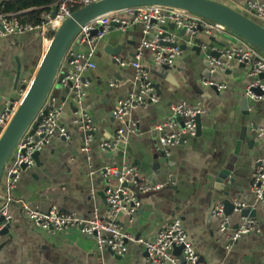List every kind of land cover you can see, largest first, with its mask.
I'll return each instance as SVG.
<instances>
[{
  "label": "crops",
  "instance_id": "crops-1",
  "mask_svg": "<svg viewBox=\"0 0 264 264\" xmlns=\"http://www.w3.org/2000/svg\"><path fill=\"white\" fill-rule=\"evenodd\" d=\"M216 1L254 18L247 10L249 0ZM255 20L264 26V20ZM127 21L124 29L112 26L96 41L95 67L87 68L82 74L86 85L81 105L93 124L89 151L81 149L83 130L70 122L74 114L71 92L54 80L49 94L63 102L59 122L69 137L53 138L45 144L40 151V164L23 168L15 187L8 190L11 219L8 231L0 234V264H144L147 252L140 243L128 241L127 250L115 254L110 248H99L94 238L78 227L47 231L34 225L23 212L25 203L41 211L56 208L83 218L97 214L102 220H109L105 190L108 185L115 186L116 181L104 176L102 169L112 162L136 165L141 182L164 184L158 189L137 192L141 205L136 212L133 215L121 212L117 216L124 231L136 238H151L170 220L179 218L188 240L206 264H264V206L256 201L252 187L258 159L264 156V141L255 130L264 125V101L245 95L247 65L233 61L227 69L210 72L205 61L208 49H224L246 41L228 30L212 35L199 30L191 42L186 41L188 34L171 32L182 49L179 60L172 66H158L152 51L144 49L141 63L156 84L158 101L131 109L123 124L134 126L124 132L125 140L109 157L99 143L111 138L119 125L113 116L116 101L136 90L140 82L130 62L145 36L144 24ZM28 36L33 41L30 46L24 42ZM210 36L224 45L217 44ZM37 43L42 44L32 33L0 38V110L7 99L19 96V88L31 69L28 49ZM42 46L44 53L45 43ZM198 46L200 49L196 50ZM70 69V66L61 68L60 75ZM209 77L224 82L226 87L204 86L203 79ZM244 97L246 106L242 103ZM180 101L203 109L197 116L200 130L195 135L181 134L165 154L155 126L170 119L171 106ZM173 120L169 129L179 131L183 127L182 118L176 116ZM221 172L225 175L218 181ZM7 189V178L2 174L0 203ZM225 199L243 203L249 210L248 217L254 221L251 231L237 240L230 237L243 218L241 212L213 213V208L220 203L224 205ZM224 217L227 224L222 229ZM172 252L182 262L180 251L173 248Z\"/></svg>",
  "mask_w": 264,
  "mask_h": 264
},
{
  "label": "built area",
  "instance_id": "built-area-1",
  "mask_svg": "<svg viewBox=\"0 0 264 264\" xmlns=\"http://www.w3.org/2000/svg\"><path fill=\"white\" fill-rule=\"evenodd\" d=\"M7 1L0 0V38L21 33H37L42 44H44V42L51 39L50 34H53L63 21L71 15L73 5L82 6L95 0H50L45 5V9L39 13L37 22L23 21L19 17V13H22L21 11L7 10ZM246 4L247 10L252 13L255 19L264 20V2L249 0ZM27 10L30 9L24 11ZM123 14L129 16V18L121 17ZM112 20L117 22L116 27L118 29H124L127 20V23L131 20L140 21L144 24L143 31L145 36L141 39L134 59L130 62L137 78L140 80L139 85L136 90L129 92L125 97L116 101L113 116L119 122V125L111 138L103 139L99 143L104 153L116 152L119 149V143L125 140L124 132L132 130L131 127L134 124L127 126L123 124V120L133 107L145 105L147 102L158 101L149 73L141 63L142 51L150 49L154 63L158 66H172L179 60L182 49L173 40L171 32H178L179 29L184 28L185 34L189 35L186 41L191 42L193 36L199 30L209 35H212L213 32L223 33L224 30H227L223 25L205 17L183 9L161 5L127 7L119 11L100 15L82 25L74 41H78L76 43L79 47L84 45L85 49L78 48L73 54L71 47H69L64 55V60H67L72 55L68 60V67L70 66L71 69L60 75L59 70L63 68L62 62L54 80L57 79L62 86L68 89V92H71L70 97L76 109L73 111L74 114L70 122L85 132L81 147L83 151H89L93 124L90 115L85 112L84 107L81 105L83 88L86 85L83 83L82 74L87 68L95 67V62L93 61L94 45L96 41L108 33L112 27L110 24ZM169 23H173L177 30L171 31L167 28L166 26ZM162 26L166 27V29L162 28ZM154 29L157 30L154 31ZM219 51L220 56L218 58L207 57L208 71L227 69L233 61L247 65L245 95L252 99L264 101V55L260 54L258 50L247 42L233 43L227 48L219 49ZM30 81L19 88L18 97L9 98L4 102L0 110V136L17 110ZM202 84L217 89L226 87L224 82H219L210 77L204 78ZM255 90L260 91V93ZM49 92L36 114V116L40 115L41 117L35 129L30 132L31 125L28 126L14 147L11 157L13 160L10 159L4 166L3 174L7 178L8 189L7 193L2 196L3 199L0 203V214L4 217L2 223H0V229L5 222H10L9 202L11 195H9L8 190L15 187L20 171L23 169V164H26V168L33 166L34 152L40 151L51 139L56 138L58 140L69 137L67 129L59 122L63 111V102L56 100ZM46 104H48L47 111L42 113V109ZM201 112H203L201 107L191 106L185 101H180L171 106V115L169 117L171 120L161 121L155 126L160 132L158 142L165 154L168 152V147L177 141L181 134H196V117ZM176 116L182 118L183 127L179 131L169 129L174 124L173 119ZM255 130L258 136L264 135V125L257 127ZM102 172L104 176L112 177L116 181L115 186L108 185L105 190L109 220H102L97 214H93L89 218H83L75 213L63 212L56 208L41 211L25 203L22 206L23 212L34 225L47 231H65L78 227L82 233L92 236L99 248L107 247L118 254H122L127 250L126 243L128 241L140 243L147 252V259L144 264H206L188 240L187 233L179 218L170 220L164 228H161L151 238H135L132 234L124 231L118 224L117 216L121 212L133 215L140 207L141 198L137 195V192L144 193L161 188L164 185L162 182H141L138 177L137 166L128 162L106 164ZM124 183L127 185L124 186ZM252 187L256 201L264 206V156L258 159L256 170L253 173ZM232 203L235 211L239 212L244 208L243 203L239 200H235ZM213 213L216 215L226 214L224 205L221 203L217 204L213 208ZM242 217L241 222L232 232L230 237L232 240H237L249 233L253 227L254 221L250 217ZM226 224L227 219L224 217L221 221V228L223 229ZM174 246H182V263L178 261L177 256L172 254L171 250Z\"/></svg>",
  "mask_w": 264,
  "mask_h": 264
},
{
  "label": "water",
  "instance_id": "water-1",
  "mask_svg": "<svg viewBox=\"0 0 264 264\" xmlns=\"http://www.w3.org/2000/svg\"><path fill=\"white\" fill-rule=\"evenodd\" d=\"M142 5H161L164 7L183 9L196 15L205 17L211 21L223 25L232 33L239 35L242 40L246 41L264 53V26L247 14L216 0H95L88 4L82 5L75 9L71 15L63 21L58 29L53 32L50 39L51 41L46 51L40 58V61L31 78L30 84L22 96L17 110L0 136V178L3 174V168L6 161L10 157L15 145L24 131L28 128V126L31 125L30 132H33L37 123L39 122L41 116H36V114L42 106L48 92L50 91L61 63L63 62L62 66L64 68L68 67V60L72 55H70L67 60H64L66 51L69 49V47H71L73 54L78 50V44H72V42L74 41V38L80 27L100 15L119 11L127 7ZM121 17L127 19L129 18V16L126 14H123ZM110 24L111 26H116L117 22L112 20ZM166 27L171 31L177 30L173 23L167 24ZM166 27L162 26L164 29H166ZM185 33L186 31L184 28L178 30V34L180 35H184ZM35 34L38 36L37 33ZM210 37L212 40L216 41L214 37ZM216 43L221 46L224 45L219 41H216ZM71 44L72 46H70ZM182 47L185 48L186 46L182 45ZM195 49L199 50L200 47L198 46ZM206 54L209 57L218 58L220 56V51L212 48L206 50ZM205 61L208 64V58ZM162 73L161 75L164 77L165 74ZM18 76L19 72L16 74V82ZM153 85L156 88V84L153 83ZM65 89L68 91L67 88ZM255 91L260 93L258 90ZM246 102L247 99L244 97L242 101L244 106H246ZM72 107L73 110L76 109L75 106ZM47 108L48 104L43 107L42 113H45ZM196 122V133H199L200 127L198 124V117H196ZM84 135L85 132H83L82 137ZM241 138H243V134L241 135ZM260 138L264 141V135L260 136ZM105 155L111 157L113 156V153L105 152ZM39 156L40 151L34 152L33 157L35 159V165L40 164ZM22 167L26 168V164H23ZM224 175L225 174L221 172L218 176V181H221ZM123 185L125 186L127 184L124 183ZM223 203L224 212L226 214L233 211L234 205L229 199H225ZM240 212L243 216L249 215V210L247 208H242ZM3 219V215L0 214V223H2ZM9 225V221L5 222L3 227L0 229V234L7 232ZM181 248V246L175 247V252H179ZM109 250L112 251L111 249Z\"/></svg>",
  "mask_w": 264,
  "mask_h": 264
},
{
  "label": "trees",
  "instance_id": "trees-1",
  "mask_svg": "<svg viewBox=\"0 0 264 264\" xmlns=\"http://www.w3.org/2000/svg\"><path fill=\"white\" fill-rule=\"evenodd\" d=\"M50 0H9L7 2V10L21 11L19 17L23 21L37 22L39 20V13L45 9V5ZM80 7L79 5H73L72 11ZM26 9H30L24 11ZM52 33L50 34V37Z\"/></svg>",
  "mask_w": 264,
  "mask_h": 264
},
{
  "label": "rangeland",
  "instance_id": "rangeland-1",
  "mask_svg": "<svg viewBox=\"0 0 264 264\" xmlns=\"http://www.w3.org/2000/svg\"><path fill=\"white\" fill-rule=\"evenodd\" d=\"M229 31V29H227ZM240 39H242L239 35H237ZM24 42L27 45H31L32 44V40L31 38L28 36V39L24 40ZM40 42V41H39ZM260 54L264 55L263 52H261L260 50H258ZM43 53V46L41 43H37V45L34 47H32L31 49H28V62L30 63L31 69L28 71V73L26 74V76L24 77V83L28 84L32 78V74L34 73L33 71H35L39 61H40V57ZM183 124V123H182ZM181 260L183 261V257H181Z\"/></svg>",
  "mask_w": 264,
  "mask_h": 264
},
{
  "label": "bare ground",
  "instance_id": "bare-ground-1",
  "mask_svg": "<svg viewBox=\"0 0 264 264\" xmlns=\"http://www.w3.org/2000/svg\"><path fill=\"white\" fill-rule=\"evenodd\" d=\"M50 41H51V40H48L47 42H44L45 45H46V49H47V47H48ZM250 45H251V44H250ZM251 46H252V45H251ZM253 47H254V46H253ZM254 48H255V47H254ZM46 49H45V51H46ZM255 49L258 50L257 48H255ZM45 51H44V52H45ZM43 54H44V53H43ZM21 137H22V136H21ZM21 137H20V138H21ZM180 139H181V138H180ZM15 146H16V145H15ZM43 147H44V146H43ZM41 150H42V149H41ZM41 150H40V151H41ZM6 162H7V161H6ZM5 164H6V163H5ZM34 165H35V159H34ZM34 165H33V166H34ZM3 169H4V168H3ZM24 213H25V212H24ZM182 225H183V224H182ZM159 230H160V229H159ZM159 230H158V231H159ZM158 231H157V232H158ZM135 238H136V237H135ZM175 247H177V246H174L173 248H175ZM181 247H182V246H181ZM173 248H172V249H173ZM144 250H145V249H144ZM145 251H146V250H145ZM171 251H172V250H171ZM172 254L175 255V256H178L177 254H175V253H173V252H172ZM180 255L182 256V248H181V250H180ZM182 257H183V256H182ZM182 262H183V261H182ZM182 262H181V263H182Z\"/></svg>",
  "mask_w": 264,
  "mask_h": 264
}]
</instances>
